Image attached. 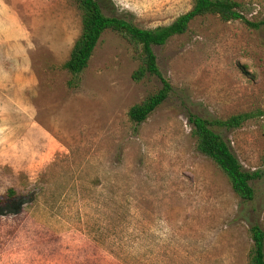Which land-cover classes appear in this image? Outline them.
<instances>
[{
  "label": "rangeland",
  "instance_id": "rangeland-1",
  "mask_svg": "<svg viewBox=\"0 0 264 264\" xmlns=\"http://www.w3.org/2000/svg\"><path fill=\"white\" fill-rule=\"evenodd\" d=\"M234 1L264 21V0ZM191 7L103 2L142 29ZM81 29L73 0H0V172L20 169L7 189L18 199L0 208V264H249L250 229L264 231V27L206 16L153 47L172 92L139 125L128 112L161 81L133 79L140 50L111 30L72 75L63 65ZM245 112L255 117L215 131L261 174L252 201L197 150L189 122Z\"/></svg>",
  "mask_w": 264,
  "mask_h": 264
},
{
  "label": "trees",
  "instance_id": "trees-1",
  "mask_svg": "<svg viewBox=\"0 0 264 264\" xmlns=\"http://www.w3.org/2000/svg\"><path fill=\"white\" fill-rule=\"evenodd\" d=\"M73 1L82 13V29L69 59L63 65L65 70L74 76L82 73L87 68L102 35L111 30L140 50L139 57L142 63L133 74V79L139 81L149 75L161 81L162 87L159 91L129 110L130 121L137 125L146 121L172 92L170 82L159 70L153 47L164 46L172 38L186 34L193 22L206 16H216L224 22L239 21L254 30L264 27V21L251 22L244 17L239 9L240 4L234 0H192V7L188 12L180 15L171 24L154 29H142L124 18L105 14L103 8L105 0ZM254 117L255 114L252 112L240 113L223 120H209L192 114L189 116V122L193 126L192 135L197 141V150L222 170L234 193L244 201L254 199L255 191L251 182L259 179L261 174L244 170L231 151L230 145L215 131V128L233 130ZM17 199L16 191L9 189L4 197H0V208L9 206ZM250 233L253 246L249 254V264H264V231L260 226L254 225Z\"/></svg>",
  "mask_w": 264,
  "mask_h": 264
},
{
  "label": "clouds",
  "instance_id": "clouds-1",
  "mask_svg": "<svg viewBox=\"0 0 264 264\" xmlns=\"http://www.w3.org/2000/svg\"><path fill=\"white\" fill-rule=\"evenodd\" d=\"M10 169L8 172H0V194L7 191L8 188L13 187L18 180L20 169L12 163L8 164ZM31 183H35V178L29 176Z\"/></svg>",
  "mask_w": 264,
  "mask_h": 264
}]
</instances>
